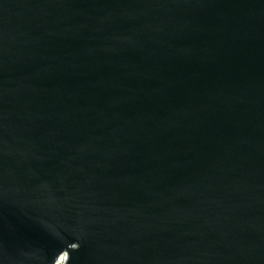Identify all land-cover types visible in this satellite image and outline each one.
<instances>
[{
	"label": "water",
	"instance_id": "95a60500",
	"mask_svg": "<svg viewBox=\"0 0 264 264\" xmlns=\"http://www.w3.org/2000/svg\"><path fill=\"white\" fill-rule=\"evenodd\" d=\"M264 264V0H0V264Z\"/></svg>",
	"mask_w": 264,
	"mask_h": 264
},
{
	"label": "bare ground",
	"instance_id": "6f19581e",
	"mask_svg": "<svg viewBox=\"0 0 264 264\" xmlns=\"http://www.w3.org/2000/svg\"><path fill=\"white\" fill-rule=\"evenodd\" d=\"M63 262H64V257H62V259L59 260L57 264H63Z\"/></svg>",
	"mask_w": 264,
	"mask_h": 264
}]
</instances>
